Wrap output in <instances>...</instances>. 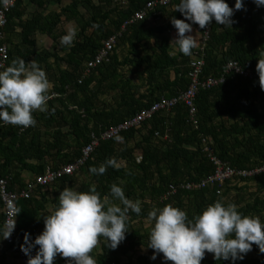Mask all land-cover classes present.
<instances>
[{
  "label": "trees",
  "instance_id": "trees-1",
  "mask_svg": "<svg viewBox=\"0 0 264 264\" xmlns=\"http://www.w3.org/2000/svg\"><path fill=\"white\" fill-rule=\"evenodd\" d=\"M3 1L0 0V6ZM147 1L70 0L62 5V0H16L7 13V23L3 27L5 37L0 40L8 47L6 67L20 57L26 62L35 60L46 71L52 87L48 110L33 113L37 121L35 126L20 131L18 125L0 124V178L7 180L9 189H21L47 167L56 169L72 162L80 155L83 145L90 141L92 133L99 137L105 129L133 116L158 99L157 96L171 97L187 88L189 62L199 47L192 50L190 56L181 52L171 55L165 44L155 45V53L146 52L142 58L148 65L147 79L153 84L154 93H149L150 99L145 98V103L123 94L124 100L107 107L106 101L100 98L102 87L120 84L118 78L113 77L115 69L110 68L111 64L110 67L106 65L107 62L97 65L78 81L85 72L86 61L95 55L103 41ZM178 3L173 0L168 6L157 8L159 17L169 19L165 25L148 24L151 12L129 25L110 57L114 56L120 41L130 40V50L137 52L141 40L155 31L175 28L171 17L184 18L175 10ZM228 3L234 6L235 0H228ZM244 4V8L234 12L231 26L217 24L214 19L210 22L209 39L203 43L205 63L201 77L219 76L230 60H237L255 75L252 78L228 75L217 86L199 89L195 100L197 111L192 120L184 105L178 103L170 110L157 113L140 128L121 132L119 136L124 138L123 142L115 137L101 139L90 157L72 175L37 186L29 198H18L16 229L19 238L9 245L12 249L25 244L26 232L32 240L42 232L43 217L58 206L60 191L65 187L74 188L80 171L88 174V179L79 183L78 191L94 188L101 197L110 196L111 185L117 183L128 195L148 198L150 202L141 201L140 214L129 213V230L117 248L107 247L104 238H100L95 247L99 251L93 249L90 253L97 264H122V257L128 256L138 245L146 246L150 257L148 254L137 256L131 264H158L151 259L154 250L147 245L149 234L131 223L145 217L154 206L172 204L186 210L192 218L208 204L221 199L224 203H236L245 215H259L264 220V172L248 177L235 176L224 182L221 193L217 192L219 184L213 183L190 190L178 189L166 199L162 198L170 184L197 182L214 171L215 165L203 149V138L217 158L235 169L250 170L264 164V89L260 87L256 71L258 59L264 57V6L257 7L254 0H244ZM52 6H59V9ZM69 21L77 23L78 33L71 45H61L60 51L68 50L66 57L59 55V50L37 49V35L57 41L65 34L64 30L58 31L59 24ZM170 72L174 74L173 79H170ZM100 76L109 84L102 83ZM122 88H126V84ZM229 115L233 116L230 122ZM137 134L141 136L139 140ZM69 139L75 140L74 148L69 147ZM137 153L141 156L139 161ZM111 157L117 159L119 167L109 166L101 175L90 173V166H99ZM25 172L32 176L25 177ZM239 182L246 185L238 187ZM252 182L255 189L249 191L247 184ZM50 204L52 211H47ZM3 228L4 211L0 200V230ZM3 240L6 243L5 238ZM38 247H34L31 254L35 255ZM248 253L254 256L245 255L235 264H264V253L255 243ZM68 259L71 258L58 254L54 264H66ZM201 264L233 262L230 259L217 261L212 253L211 257L205 255Z\"/></svg>",
  "mask_w": 264,
  "mask_h": 264
},
{
  "label": "clouds",
  "instance_id": "clouds-1",
  "mask_svg": "<svg viewBox=\"0 0 264 264\" xmlns=\"http://www.w3.org/2000/svg\"><path fill=\"white\" fill-rule=\"evenodd\" d=\"M254 3L257 7L264 6V0ZM174 7L186 19L171 17L177 30L172 42L179 52L190 56L198 44L192 34L193 24L204 29L214 19L217 24L231 26L234 12L245 4L244 0H235L234 6L228 0H179ZM75 38L76 29H69L61 37V45H71ZM256 71L264 89V57L258 59ZM49 89L47 73L37 61L13 59L9 66L0 69V124L35 126L33 113L48 110ZM115 139L123 142L124 138L117 135ZM109 166L119 167L115 157L107 158L99 166H90L89 171L101 175ZM110 194L101 197L94 188L78 191L65 187L60 191L58 206L43 217L42 232L34 240L30 239V233H25L21 249L28 255L27 264H54L58 254L71 258L66 264H97L90 253L101 237L107 247L117 248L129 230V213L140 214L142 206L139 200L128 198L120 184L113 183ZM147 216L152 222L147 245L154 250L153 260L162 253L163 260L174 264H201L207 251L217 261L230 259L235 264L244 259L253 243L264 253V220L259 215L243 214L234 202L218 199L192 218L186 210L172 204L154 206ZM14 228L15 220L6 223L0 230V239L9 238ZM37 245L38 250L32 255Z\"/></svg>",
  "mask_w": 264,
  "mask_h": 264
},
{
  "label": "built area",
  "instance_id": "built-area-1",
  "mask_svg": "<svg viewBox=\"0 0 264 264\" xmlns=\"http://www.w3.org/2000/svg\"><path fill=\"white\" fill-rule=\"evenodd\" d=\"M172 1L173 0H148L141 9L135 11L130 18L125 19L121 23L119 30L111 33L103 41L102 45L98 48L95 55L90 60L86 61L85 72L81 76V78H79L78 81L81 82L82 78H84V76L88 74L97 65L109 62L110 55L114 50L119 37L122 36L123 32L126 31L129 25L133 24L138 20L144 19L150 12L151 14L148 17V20L152 19V17H156V15L160 13L157 8L168 6L172 3ZM15 3L16 0H4L0 6V40H3L5 37L3 27L7 23V13L10 11L11 7H13ZM210 29V23L207 25L206 28L202 29L201 44L199 46V51L195 52L196 56L189 64V84L185 90L180 91L179 93L171 97L160 96L158 99L151 102L150 105L142 107L133 116L126 118L125 120L109 127L108 129H105L99 137L92 133L90 141L83 145V147L81 148L80 155L75 160L56 169L47 167L42 174L35 176L33 179L28 181L24 187L19 190L9 189L7 180L3 177L0 178V200L2 202V209L4 211V226L6 223L15 220L14 231L11 233V236L9 238H5L6 243L8 245H13L15 241L19 238V233L16 229V200L18 198H29L33 190L39 185H47L53 183L54 181L65 175H72L90 157V155L95 150L101 139H111L113 137H116L117 135H120L121 132L130 128H140L144 122L152 119L157 113L161 111L170 110L178 103H182L184 105L188 117L192 120L197 111L195 100L199 89H206L217 86L223 83L228 75H238L248 78H252L255 75V72L245 69L237 60H230L225 64L219 76L201 77L203 66L205 63L204 58L202 56L203 43L209 39ZM198 53L201 54L199 55ZM7 58V44L1 42L0 69H4L6 67ZM27 128L19 126L20 131H23ZM202 141L204 151L207 152L210 160L215 165L214 171L198 182L185 181L178 184H170L162 197L163 199H166L170 195L176 193L178 189L190 190L204 187L213 183L219 184V189L217 190V192L221 193L222 185L224 184V182L233 179L235 176L248 177L264 172V164L255 166L250 170L235 169L231 166H228L226 162H223L219 158H217L216 155H214V153L209 149L208 145L206 144V138H203ZM136 158L139 161L141 156H136ZM13 250L15 251L20 263L27 264L28 255H26L25 252L22 251L21 246H15Z\"/></svg>",
  "mask_w": 264,
  "mask_h": 264
},
{
  "label": "crops",
  "instance_id": "crops-1",
  "mask_svg": "<svg viewBox=\"0 0 264 264\" xmlns=\"http://www.w3.org/2000/svg\"><path fill=\"white\" fill-rule=\"evenodd\" d=\"M160 12V11H159ZM160 14V13H159ZM159 14L156 15V17H152V19H149V23L151 25H158L162 26L167 24L169 21L168 18L162 19L159 17ZM182 19H186L185 17ZM162 20L161 23L159 21ZM191 23V21H188ZM193 35H196V38L198 40L197 47H195L193 50H196L201 43V36H202V29L199 27L198 24H193ZM177 35L176 28L172 27H164L159 31H155L151 34V36L145 40H141L139 47H137V52L131 51V41L125 40L124 42L120 41L114 51V56L110 57L109 62L106 63V65L110 64L112 65L110 68L115 69V73L113 77L118 78L119 85H114L110 88H105L104 86L101 89V100L106 101V105L108 108L109 106H116L119 104L118 102H121L123 99V94L127 95L130 99H139L142 102L145 103L146 99H150L149 93H154L153 84H149L147 79V63L144 62L143 56H146L147 53H155L157 52L156 46L158 44L162 45H168V51L171 55L180 53L178 50V46L172 42ZM156 45V46H155ZM197 51V50H196ZM195 51V52H196ZM147 52V53H146ZM194 52V55H195ZM193 55V58L190 60V62L195 58ZM113 58V59H112ZM129 59H134L132 63L127 62ZM113 60V63H112ZM189 62V64H190ZM102 79V83L108 82L104 81V77L100 76ZM174 78L173 72H170V79ZM126 88H122L125 86ZM164 96L159 95L157 97ZM128 99V100H129ZM133 102V101H132ZM150 105V103L148 104ZM229 122L233 120V116L229 115ZM166 137V136H165ZM29 172H25L24 176L27 177ZM203 179V178H202ZM184 182V181H182ZM190 182V181H189ZM198 182V181H197ZM181 183V182H179ZM245 183V182H244ZM249 187L251 185H254V183H248ZM255 189V188H254ZM250 187L249 191L254 190ZM4 239V238H3ZM3 239H0V263L5 264H21L15 251L9 246ZM99 250L97 249L96 252Z\"/></svg>",
  "mask_w": 264,
  "mask_h": 264
},
{
  "label": "rangeland",
  "instance_id": "rangeland-1",
  "mask_svg": "<svg viewBox=\"0 0 264 264\" xmlns=\"http://www.w3.org/2000/svg\"><path fill=\"white\" fill-rule=\"evenodd\" d=\"M70 0H62V5L63 4H66L68 3ZM52 8H55V9H59V6H52ZM30 10H32V6L29 8ZM162 20L159 21V23H161ZM72 28H75L76 29V36H77V33H78V26H77V23L75 21H69V22H66V23H61L59 24V27H58V31H65V34L67 33V31L69 29H72ZM91 32V28H89V30ZM62 37V36H61ZM61 37L57 40V41H53L52 39H50L48 36L46 35H37V49H46V50H59V55L61 56H65L66 57V51L68 50H63V51H60V48H61ZM63 46V45H62ZM67 46V45H65ZM62 66L65 67V64L62 63ZM52 87V83L50 82V88ZM140 135L137 134L136 136V139L139 140L140 139ZM75 142V140L73 139H69L68 140V144H69V147L70 148H74L75 145H73ZM137 156H140V154L137 153ZM32 175H29L27 177H31ZM76 179H77V182L74 183L73 187L76 189L78 186H79V183H81L82 181L84 180H87L88 179V174H86L84 171H80L78 173V175L76 176ZM243 185H246L244 182H239L238 183V187L239 186H243ZM250 189V187L252 189H254V185H251L249 187V185H247ZM234 192V190H233ZM233 192L230 193V196L232 197L233 195ZM126 196L130 199H132L133 201H136V200H139L140 202L141 201H146V202H149V199L148 198H143V199H138L137 197H135L134 195H128L126 192H125ZM117 203H119V201H117ZM150 203V202H149ZM152 205L154 203H151ZM150 205V206H152ZM52 204L48 205L47 207V211H52ZM149 212V211H148ZM133 224L134 227H140L142 229V231L144 230V232L146 233L147 231V234H150V228L152 227V222L149 221L148 219V216L146 215L145 217H140L139 219L137 220H134L133 222H131ZM138 240V239H135V241ZM97 247V246H96ZM97 249L94 248V251H96ZM148 254V249L146 246L144 245H138V246H135L134 248V251H131L128 256H125V257H122V264H131L132 261H134L136 259L137 256H141V255H146ZM33 255V254H32ZM249 258H252L254 255L253 254H246ZM160 258L157 257L155 259L156 263L158 264H174V262L172 261H165L163 260V254L161 253L160 254ZM206 256L208 257H211L212 256V253L210 252H207L206 251ZM148 257H150V255L148 254Z\"/></svg>",
  "mask_w": 264,
  "mask_h": 264
}]
</instances>
